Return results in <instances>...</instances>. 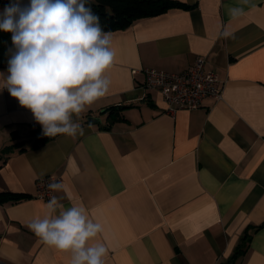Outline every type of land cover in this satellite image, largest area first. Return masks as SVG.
I'll use <instances>...</instances> for the list:
<instances>
[{
  "label": "crops",
  "instance_id": "crops-1",
  "mask_svg": "<svg viewBox=\"0 0 264 264\" xmlns=\"http://www.w3.org/2000/svg\"><path fill=\"white\" fill-rule=\"evenodd\" d=\"M172 1L190 9L110 32V88L73 118L82 135L21 152L42 126L0 91V193L30 196L0 205V264H69L29 228L49 201L36 197L43 177L65 185L52 191L65 209L83 205L103 224L104 264H264V0ZM200 58L222 100L172 115L160 92L143 89L145 69L182 73Z\"/></svg>",
  "mask_w": 264,
  "mask_h": 264
},
{
  "label": "clouds",
  "instance_id": "clouds-1",
  "mask_svg": "<svg viewBox=\"0 0 264 264\" xmlns=\"http://www.w3.org/2000/svg\"><path fill=\"white\" fill-rule=\"evenodd\" d=\"M230 15L237 18L243 9H230ZM0 31L11 33L15 50L7 73H0V91L6 89L32 113L44 136L82 135L73 118L108 93L107 72L116 56L112 34L104 31L89 0H9L0 12ZM48 188L56 192L65 185L50 182ZM44 207L43 217L29 224L39 242L69 253V264H104L107 248L97 239L104 232L98 219L83 205L65 209L56 196Z\"/></svg>",
  "mask_w": 264,
  "mask_h": 264
},
{
  "label": "trees",
  "instance_id": "trees-1",
  "mask_svg": "<svg viewBox=\"0 0 264 264\" xmlns=\"http://www.w3.org/2000/svg\"><path fill=\"white\" fill-rule=\"evenodd\" d=\"M8 3L9 0H0V7L4 8ZM24 3H27V0H24ZM89 6L92 8L93 13L99 16L100 23L106 32L125 30L138 20L160 16L172 9H190V6L172 0H89ZM14 51L11 33L0 31V70L7 69L8 60ZM121 110H123V108H112L110 110L116 112V121H121L122 119L119 115ZM32 134L35 137L34 145L30 146L29 149L22 148L21 152L37 150L55 138L44 136L42 127L34 129ZM17 140V132L12 133V141L15 142ZM21 144L22 146L26 145L25 142ZM17 146L18 144L16 143L6 147L3 150V154L6 156L12 154L15 149L19 148ZM28 198H30V196L25 194L3 192L0 193V205L17 203ZM247 241V238L244 239V242ZM236 256L233 257V260Z\"/></svg>",
  "mask_w": 264,
  "mask_h": 264
},
{
  "label": "built area",
  "instance_id": "built-area-1",
  "mask_svg": "<svg viewBox=\"0 0 264 264\" xmlns=\"http://www.w3.org/2000/svg\"><path fill=\"white\" fill-rule=\"evenodd\" d=\"M134 73L136 71H133ZM143 89L160 92L168 105V113L175 115L182 110H195L205 99L222 100V86L218 76L206 69V59L200 58L193 67L182 73H170L157 69H145ZM56 182L54 177H43L37 185L36 197L49 200L52 191L48 184Z\"/></svg>",
  "mask_w": 264,
  "mask_h": 264
},
{
  "label": "water",
  "instance_id": "water-1",
  "mask_svg": "<svg viewBox=\"0 0 264 264\" xmlns=\"http://www.w3.org/2000/svg\"><path fill=\"white\" fill-rule=\"evenodd\" d=\"M100 122H101L100 119H98V118H94V117H89V118L87 119V123H88V124H91V125H95V124H98V123H100Z\"/></svg>",
  "mask_w": 264,
  "mask_h": 264
}]
</instances>
